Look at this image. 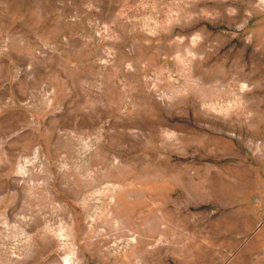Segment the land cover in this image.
<instances>
[{
    "label": "rangeland",
    "instance_id": "1",
    "mask_svg": "<svg viewBox=\"0 0 264 264\" xmlns=\"http://www.w3.org/2000/svg\"><path fill=\"white\" fill-rule=\"evenodd\" d=\"M0 264H264V0H0Z\"/></svg>",
    "mask_w": 264,
    "mask_h": 264
}]
</instances>
